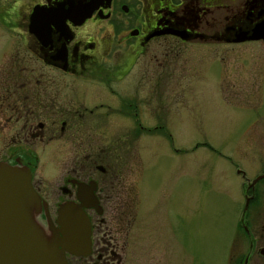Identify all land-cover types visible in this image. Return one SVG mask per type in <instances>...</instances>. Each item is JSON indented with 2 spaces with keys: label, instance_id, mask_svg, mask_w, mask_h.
<instances>
[{
  "label": "flooded vegetation",
  "instance_id": "obj_1",
  "mask_svg": "<svg viewBox=\"0 0 264 264\" xmlns=\"http://www.w3.org/2000/svg\"><path fill=\"white\" fill-rule=\"evenodd\" d=\"M63 1L0 0V140L6 150L0 161L28 168L31 187L50 221L55 215L48 207L56 212L65 200L87 205L82 208L90 222L89 251L83 256L66 253V264H131L124 247L129 200L120 199L117 205L114 199L115 175L110 169L107 174L101 164L105 157L95 152L94 128L106 127L111 113L134 128L132 135L155 127L157 119L149 126L142 119L144 96L155 102L166 74L173 92L177 86L172 73L159 71L168 63L166 52L145 58L160 39H170L172 45H264L261 36L238 38L256 34L253 29L264 20V0H110L80 23L62 20ZM94 86L112 102H93ZM59 140L67 142V153L59 159L53 187L47 189L32 165L37 148L43 154L45 145ZM235 171L244 179L241 234L229 239L221 264H264V177L255 180L264 174V166L251 177ZM34 218L49 234L43 208Z\"/></svg>",
  "mask_w": 264,
  "mask_h": 264
},
{
  "label": "rangeland",
  "instance_id": "obj_2",
  "mask_svg": "<svg viewBox=\"0 0 264 264\" xmlns=\"http://www.w3.org/2000/svg\"><path fill=\"white\" fill-rule=\"evenodd\" d=\"M163 52L168 63L159 71L172 73L177 86L173 92L166 74L156 101L144 96L142 119L146 126L157 119L155 127L132 135L134 128L111 113L106 127L94 128L95 152L105 157L107 174L110 169L115 175L117 205L129 200V263L221 264L229 239L241 234L244 179L235 168L251 177L264 166V45H172L160 39L145 58ZM95 88L93 102H112ZM67 146L59 140L45 145L43 154L36 150L34 175L47 189ZM4 150L0 140V158ZM54 209L48 207L53 216ZM116 239L120 248L121 236Z\"/></svg>",
  "mask_w": 264,
  "mask_h": 264
},
{
  "label": "water",
  "instance_id": "obj_3",
  "mask_svg": "<svg viewBox=\"0 0 264 264\" xmlns=\"http://www.w3.org/2000/svg\"><path fill=\"white\" fill-rule=\"evenodd\" d=\"M109 1L64 0L62 20L80 23L92 9L102 2L108 5ZM253 32L256 34L238 38L261 36L264 39V20L257 24ZM179 36L185 39L183 34ZM261 177L264 174L255 180ZM78 187L80 189L82 184H78ZM246 203L247 199L244 208ZM83 206L87 205L62 201L56 208L53 222L50 221L44 203L40 202L31 187L28 168L0 161V264H66V253L78 256L87 254L90 248V222ZM92 207L97 209L93 199ZM41 208L49 234L44 233L34 218ZM97 213L100 214L99 209Z\"/></svg>",
  "mask_w": 264,
  "mask_h": 264
}]
</instances>
